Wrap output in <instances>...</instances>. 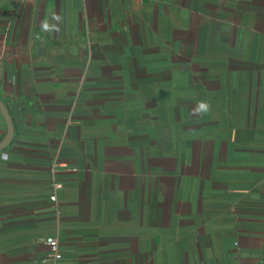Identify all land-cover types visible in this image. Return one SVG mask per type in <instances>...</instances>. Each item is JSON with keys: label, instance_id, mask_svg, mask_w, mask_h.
Wrapping results in <instances>:
<instances>
[{"label": "crops", "instance_id": "1", "mask_svg": "<svg viewBox=\"0 0 264 264\" xmlns=\"http://www.w3.org/2000/svg\"><path fill=\"white\" fill-rule=\"evenodd\" d=\"M0 98V264H264V0H0Z\"/></svg>", "mask_w": 264, "mask_h": 264}, {"label": "built area", "instance_id": "2", "mask_svg": "<svg viewBox=\"0 0 264 264\" xmlns=\"http://www.w3.org/2000/svg\"><path fill=\"white\" fill-rule=\"evenodd\" d=\"M53 187L55 189H59V188L63 187V184H62V182L55 180L53 182ZM51 199L53 201H56L57 200V195L53 194L51 196ZM45 242L49 245L50 249L53 252V261H52L51 264H56V262L62 258V254H61V251H60L59 239L57 237H55V236H49V237L46 238Z\"/></svg>", "mask_w": 264, "mask_h": 264}, {"label": "water", "instance_id": "3", "mask_svg": "<svg viewBox=\"0 0 264 264\" xmlns=\"http://www.w3.org/2000/svg\"><path fill=\"white\" fill-rule=\"evenodd\" d=\"M0 112L2 113V115L4 116V118L8 124L7 136L2 141H0V151H1L6 145H8V143L12 140V138L14 136L13 119L11 117V114H10L6 104L4 103V101L1 100V98H0Z\"/></svg>", "mask_w": 264, "mask_h": 264}]
</instances>
